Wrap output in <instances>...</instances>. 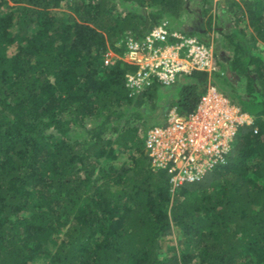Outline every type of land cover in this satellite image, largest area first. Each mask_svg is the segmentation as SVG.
<instances>
[{"label": "trees", "instance_id": "trees-1", "mask_svg": "<svg viewBox=\"0 0 264 264\" xmlns=\"http://www.w3.org/2000/svg\"><path fill=\"white\" fill-rule=\"evenodd\" d=\"M228 2L219 32L245 95L215 57L211 72L135 93L136 66L103 64L182 0H0V264H264V0ZM209 83L252 124L224 163L171 190L146 133L172 107L191 112Z\"/></svg>", "mask_w": 264, "mask_h": 264}, {"label": "built area", "instance_id": "built-area-1", "mask_svg": "<svg viewBox=\"0 0 264 264\" xmlns=\"http://www.w3.org/2000/svg\"><path fill=\"white\" fill-rule=\"evenodd\" d=\"M116 45L123 47L122 53L108 48L103 64L121 60L136 66L134 72L126 75L131 93L154 80L169 86L180 74L193 70L211 72L214 65L212 42L204 43L196 35L171 29L168 20L153 25L143 37L126 34ZM250 124L251 115L209 83L191 112L182 115L172 107L163 124L148 129L145 147L150 167L168 171L171 190L199 181L226 161L239 127Z\"/></svg>", "mask_w": 264, "mask_h": 264}, {"label": "rangeland", "instance_id": "rangeland-1", "mask_svg": "<svg viewBox=\"0 0 264 264\" xmlns=\"http://www.w3.org/2000/svg\"><path fill=\"white\" fill-rule=\"evenodd\" d=\"M234 1L241 4L240 0ZM181 5L179 16L168 19L170 28L184 33H193L200 41L212 42L215 53L214 57L221 63L220 69L226 74L231 83L234 84L235 91L245 95L244 79L238 77L227 68L228 61L231 59V50L228 44L225 46L222 41L216 45V41L220 37L219 30L223 27V30L227 31V28L230 26L229 21H233L232 14L234 10L230 11L228 8V0H182ZM221 8L227 9L226 15L221 12ZM253 52H257L258 54L264 52V44L257 41ZM214 85L217 86V84ZM170 238L173 248H176L177 244L182 241V236L175 229ZM46 261L47 258L42 257L35 259L32 264H44Z\"/></svg>", "mask_w": 264, "mask_h": 264}, {"label": "crops", "instance_id": "crops-1", "mask_svg": "<svg viewBox=\"0 0 264 264\" xmlns=\"http://www.w3.org/2000/svg\"><path fill=\"white\" fill-rule=\"evenodd\" d=\"M219 33H220V32H219ZM222 41H224V39H223L222 34L220 33V37L217 39V41H216V45H217L218 42H219V44H220V42H222Z\"/></svg>", "mask_w": 264, "mask_h": 264}]
</instances>
